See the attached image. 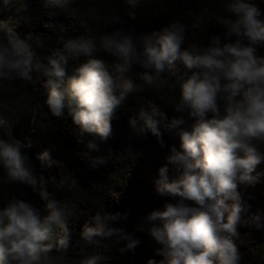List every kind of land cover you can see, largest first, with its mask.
Segmentation results:
<instances>
[{
  "label": "clouds",
  "instance_id": "obj_1",
  "mask_svg": "<svg viewBox=\"0 0 264 264\" xmlns=\"http://www.w3.org/2000/svg\"><path fill=\"white\" fill-rule=\"evenodd\" d=\"M64 3L45 0V7H63ZM139 3L126 0L130 19L136 18L133 9ZM10 5L12 0H3L2 7ZM16 10L18 14L28 11L24 0H19ZM224 10L227 15L218 21L225 29L224 40L211 36L203 49L183 48L189 25L174 20L150 35L118 29L101 36L98 43L85 36L68 39L62 49L47 57L46 64L36 61L38 52L31 37L21 39L13 28L0 25V85L31 81L33 68L42 69L48 78L45 104L51 115L63 119L67 109L83 132L100 141L110 138L111 117L129 93L159 89V82L169 79L165 73L175 75L178 64L191 72L178 77L180 96L171 106L178 115L165 125L170 131L179 130L180 146L171 148L168 160L181 174L170 180L168 168L161 167L154 181L157 193L176 202L153 210L137 226L162 246L168 264H240L232 238L238 237L237 226L248 208L238 184L253 182L252 173L264 164V57L257 54L264 45V21L247 0H229ZM109 20L121 22L118 16ZM196 27V23L191 25ZM101 52L114 57L111 68L99 58ZM80 57L86 59L69 73V62ZM134 68L140 69L139 83L128 77ZM157 117L164 118L157 108L142 109L130 126L137 136L150 132L163 146ZM189 121V127H182ZM6 124L0 119V127ZM24 147L19 140L0 137V165L9 184L19 181L32 187L46 202L48 214L41 217L30 202L10 197L0 208V264H54L53 253L69 251V214L60 201L51 198L48 181L38 177ZM86 148L101 150L96 140H89ZM37 158L51 160V154L45 151ZM103 162L104 158H98L92 163ZM53 182L64 189V178L59 182L53 178ZM118 219V215L97 211L95 226L85 225L80 240L85 246L110 239L123 241L125 246L118 249L121 254L134 251L140 242L113 226ZM243 222L264 227L258 215ZM80 264H103V257L84 253Z\"/></svg>",
  "mask_w": 264,
  "mask_h": 264
},
{
  "label": "trees",
  "instance_id": "obj_2",
  "mask_svg": "<svg viewBox=\"0 0 264 264\" xmlns=\"http://www.w3.org/2000/svg\"><path fill=\"white\" fill-rule=\"evenodd\" d=\"M229 0H140L133 9L136 18L130 19L126 0H65L63 7L46 8L45 0H24L28 11L17 13L19 0L4 8L0 0V25L13 28L21 39L32 38L38 55L36 61L46 64L47 57L62 49L68 39L81 36L99 38L118 29L135 32L138 36L160 32L162 28L180 20L189 25L183 48L203 49L211 36L224 40L225 29L218 21L227 15L225 5ZM259 12L264 21V0H247ZM120 17L119 24L110 22L109 17ZM193 23L198 27L191 28ZM258 55L264 57V45L258 48ZM109 67L114 57L101 52ZM80 57L69 62V73L84 62ZM177 73H165L168 80L160 81L159 89L145 88L129 93L111 117L112 134L107 141L82 131L65 109L64 118L51 115L45 100L48 89L47 77L42 69L33 68L31 81L17 80L0 85V119L7 124L0 127V137L19 140L25 147L23 151L35 165L38 177L48 181V191L60 206L67 210L70 222V247L67 254L53 253L54 261L63 258L80 264L84 253H99L103 264H168L159 245L147 231H139L137 226L143 218L155 209L163 210L167 202L176 199L161 196L155 189V179L161 167L168 168L170 180L181 174L177 165L170 163L168 157L173 146L179 148V130H168L165 125L177 113L171 108L180 96L179 75L188 72L178 64ZM140 69L134 68L128 77L139 83ZM157 108L163 117L160 130L163 146L150 132L137 136L130 126V120L137 118L143 109L151 112ZM211 114H209V118ZM185 125L182 127H189ZM89 140H96L100 151H88ZM45 151L50 152L51 160L41 161L37 157ZM104 158L103 163L93 166V160ZM6 170L0 165V208H3L12 195L30 202L38 208L41 217L47 215L46 202L22 182L9 184ZM256 179L247 184H238V192L248 211L238 224V237H233L240 255V264H264V227L257 229L243 222L248 216L258 215L264 224V164L257 166L252 173ZM64 178V189L57 183ZM22 194V195H21ZM178 199V198H177ZM192 204V202H187ZM118 215L113 226L124 229L134 239L139 240L134 251L121 254L118 249L125 242L114 243L105 240L98 245L85 246L80 233L85 225L94 227L96 212ZM83 249V252H82Z\"/></svg>",
  "mask_w": 264,
  "mask_h": 264
},
{
  "label": "rangeland",
  "instance_id": "obj_3",
  "mask_svg": "<svg viewBox=\"0 0 264 264\" xmlns=\"http://www.w3.org/2000/svg\"><path fill=\"white\" fill-rule=\"evenodd\" d=\"M54 264H74L73 262L67 261L63 258L57 259L54 261Z\"/></svg>",
  "mask_w": 264,
  "mask_h": 264
}]
</instances>
